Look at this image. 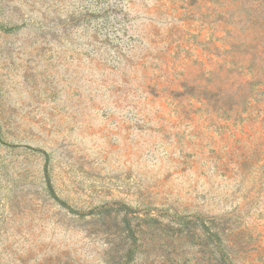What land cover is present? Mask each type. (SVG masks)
Returning <instances> with one entry per match:
<instances>
[{
	"label": "rangeland",
	"instance_id": "obj_1",
	"mask_svg": "<svg viewBox=\"0 0 264 264\" xmlns=\"http://www.w3.org/2000/svg\"><path fill=\"white\" fill-rule=\"evenodd\" d=\"M0 264H264V0H0Z\"/></svg>",
	"mask_w": 264,
	"mask_h": 264
}]
</instances>
